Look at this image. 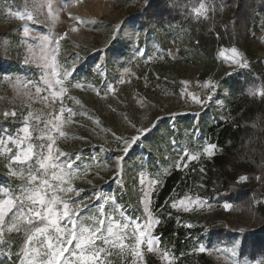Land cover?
Here are the masks:
<instances>
[{
	"label": "rangeland",
	"instance_id": "1",
	"mask_svg": "<svg viewBox=\"0 0 264 264\" xmlns=\"http://www.w3.org/2000/svg\"><path fill=\"white\" fill-rule=\"evenodd\" d=\"M49 2L50 0H7L5 3L0 0V129L6 128L14 133L29 112L45 121L58 113L61 106L59 98L55 103L51 98L47 101L42 99L49 94L43 90L45 86L40 82L42 70L35 60L40 52L39 42L25 37V22L11 14L27 10L37 20L36 24L28 22L30 32L50 36L68 32V36L61 41L59 54L63 67L72 73L66 82L69 91L63 99V105L72 108L76 114L71 120H68L67 113L64 114L67 122L63 124L62 130L68 135L58 136L57 146L62 151L73 154V159L75 154H79L77 166L81 170L80 179L74 183L84 190L80 193V198L90 202L87 198L93 195L94 190L105 196L115 195L123 212L131 218L141 217L142 222V188L152 179H159L161 182L163 176L176 168L175 164L180 161L183 149L187 148L191 152L200 150L201 155L198 160L188 162L187 167L178 169L186 170L205 158H211L202 153L203 147L211 143L209 128L230 118L229 103L233 98L229 88L222 82L223 77L243 69L250 70L259 79L258 71L264 73V11L258 8L255 0H249V33L242 31V42L239 43L235 24L229 15H225L226 6H218L219 0L189 1V5H181L185 21L164 24L157 30L142 22V11H130V8L144 6V0H131L127 4L122 0H81L79 4L76 0H51L54 13H59L57 20H51L47 16ZM201 3L208 9L207 19L195 13ZM186 8L190 9V22L207 20L212 26L214 20L219 18L224 29L229 30H226L227 44H220L216 48L217 66L205 78L201 77L202 66L186 63L178 55L181 48L191 53L189 42L193 29L186 19L189 15ZM69 13L96 22L80 25L71 19ZM73 24L79 28L78 32L70 31ZM116 25H120V28L116 29ZM133 33L140 34L138 40ZM162 35L173 44L167 52L158 41ZM232 47L242 54L248 62L247 67L241 68L218 55L222 48ZM165 53L169 56L168 59ZM87 68H92L103 76L101 85L71 82L78 72ZM121 79L124 83L119 82ZM183 81L189 83L185 85ZM206 81L216 83L214 92L211 88L204 87ZM77 82L86 87H71ZM109 84L115 89L114 92L107 91ZM247 85H251L250 81ZM37 86L42 89L40 93L36 92ZM97 91L100 95H97ZM188 93L197 95L204 103L193 102ZM209 96L211 99H208ZM77 100L79 104L76 103ZM13 110L16 112L15 117L3 115L4 112ZM144 128L149 130L141 132ZM3 135V131H0V136ZM119 137L138 139L131 143L125 153L122 151L125 143ZM217 151L218 148L215 153ZM117 156L124 157L120 175L116 174ZM185 162L186 157L181 163ZM6 165L7 159L0 155V185L11 187L15 182L11 181ZM178 193H174L172 198L179 199L188 193L192 196L199 195L205 200L202 208L187 213L172 209L171 199L168 206L180 222L190 224L203 235L200 243L213 249L211 254L206 253L216 264H264V256L259 255L252 260L249 256L240 254L241 235L246 228H253L256 206L259 202L264 203V199L256 200L249 211L239 212L233 202L219 200L211 195L190 191ZM225 203L232 207L225 209ZM107 211H113L111 202L107 205ZM92 212H95L94 208ZM206 218L214 220L216 224L208 226ZM156 228L155 234L158 235ZM232 248L236 252L234 257L227 251H215ZM105 259L107 264H130L131 261L130 255L121 256L118 250H111V255ZM137 264H161V261L158 255L148 253L145 249L143 260Z\"/></svg>",
	"mask_w": 264,
	"mask_h": 264
},
{
	"label": "snow or ice",
	"instance_id": "2",
	"mask_svg": "<svg viewBox=\"0 0 264 264\" xmlns=\"http://www.w3.org/2000/svg\"><path fill=\"white\" fill-rule=\"evenodd\" d=\"M2 2L6 3L7 0ZM80 2L81 0H76L77 4ZM151 6V0H144L145 9ZM173 6H179V0H173ZM195 13L205 19L208 18V9L204 3L195 9ZM11 14L25 22L23 35L39 42L40 52L35 60L42 70L40 82L45 86L43 90L49 94L42 99L47 101L51 98L55 103L59 98L61 106L58 113L45 121L29 112L14 133L6 128L0 129L4 133L0 136V155L7 159L8 175L11 181L15 182L11 187L0 185V264H107L105 258L111 255V250H118L121 256L130 255V264H137L143 260L145 249L148 253L158 255L161 264H175L176 257L172 249L161 247V239L155 234V228L160 225L161 220L154 213L152 196L161 183L159 179H152L142 188L140 198L144 214L142 222L139 216L128 217L117 203L115 195L105 196L94 190L93 195L87 198L90 202L80 198V193L84 190L74 183L80 179L81 170L77 166L79 154H75L73 159V154L64 152L57 146L58 136L68 135L62 130L63 124L67 122L64 114H68V120L76 114L72 108L63 105V99L69 91L66 82L72 73L63 67L59 54L61 41L68 36V32L59 36L34 34L30 32L28 23H37L32 12L25 10ZM47 16L51 20L59 19V13H54L51 0L47 6ZM69 16L80 25L96 22L73 16L71 13ZM119 28L120 25H116V29ZM70 31L78 32L79 28L73 24ZM133 35L139 39V33ZM218 55L241 68L248 66V62L235 47L222 48ZM119 82L124 83L123 79ZM182 83L187 85L189 81ZM71 87L82 89L86 85L77 82ZM204 87L211 88L214 92L216 83L206 81ZM41 91V87L37 86L36 92ZM107 91L114 92L115 89L109 84ZM247 94L252 98L258 96L264 101V84L249 88ZM97 95H100L99 91ZM188 95L193 102L204 103L197 95L193 93ZM208 99H211V96ZM76 103L80 102L77 100ZM3 115L15 117L16 112L14 110L4 112ZM148 130L144 128L140 131ZM118 139L124 141L125 147L122 151L126 153L131 143L138 137ZM216 148L217 145L208 143L203 147L202 153L212 157ZM200 155V150L191 152L185 148L175 167H187L188 162L198 160ZM185 157L187 162L181 163ZM123 159V156L116 158L117 175L122 172ZM200 171L203 172V168ZM255 178L262 179L261 176ZM238 179L239 182H245L249 177L240 175ZM143 183L141 180L142 185ZM98 201L103 202L97 203ZM109 202L113 205L111 213L107 211ZM167 204L168 201H165V205ZM204 204L205 200L201 196L185 193L179 199L171 198L170 207L187 213L202 208ZM163 207L162 205L158 210L161 214H164ZM223 207L229 209L232 205L225 203ZM93 208L95 212H92ZM167 215L170 217L171 212ZM186 227L191 225L188 224ZM193 251L211 254L213 249L199 243V247ZM215 251H227L233 257L236 255L234 248Z\"/></svg>",
	"mask_w": 264,
	"mask_h": 264
},
{
	"label": "trees",
	"instance_id": "3",
	"mask_svg": "<svg viewBox=\"0 0 264 264\" xmlns=\"http://www.w3.org/2000/svg\"><path fill=\"white\" fill-rule=\"evenodd\" d=\"M125 4L131 0H122ZM194 0H179V6H173V0H151V7L130 8L131 13L142 11L141 19L148 27L157 30L161 25L185 21L181 5H189ZM249 0H219L218 6H226L230 20L235 24L240 40L241 32L249 33L250 10ZM258 8L264 11V0H255ZM191 7V6H190ZM187 20L193 29L190 39L191 53L181 48L178 55L182 61L202 66L201 77L210 75L217 66L216 48L226 43L228 29H224L222 21L217 18L210 26L207 20L191 21L190 9ZM186 12V13H187ZM186 15V14H185ZM229 31V30H228ZM230 37L233 36L230 34ZM161 48L167 52L173 44L169 39L159 36ZM247 47V45H246ZM166 59L169 58L165 53ZM168 57V58H167ZM258 65H256V68ZM259 70V69H258ZM260 79L248 69L227 74L222 82L229 88L233 98L229 103L230 118L220 121L209 128L210 142L217 145L218 151L211 157L193 164L188 169L173 168L163 176L160 185L152 196L154 212L161 220L156 231L161 239V246L172 249L176 257L175 264H216L207 254L193 251L203 240V235L196 228L186 227L180 222L174 211L165 201H170L174 193L198 192L211 195L219 200L233 202L239 212L249 211L256 200L264 199V101L258 96L250 97L249 88L264 84V73L258 71ZM151 75V74H150ZM82 83L99 86L103 76L92 68L82 69L72 79ZM250 81L251 85H247ZM203 168V172L200 169ZM240 175L249 179L239 182ZM261 176V180L255 177ZM164 206L161 214V206ZM171 212V216L167 215ZM256 221L253 228H246L241 235V256H249L252 260L259 255L264 256V203L259 202L255 209ZM208 226L216 222L206 218ZM211 234H214L213 232Z\"/></svg>",
	"mask_w": 264,
	"mask_h": 264
}]
</instances>
